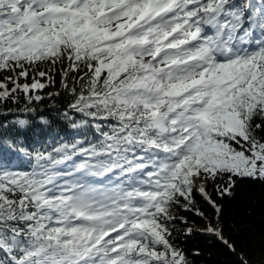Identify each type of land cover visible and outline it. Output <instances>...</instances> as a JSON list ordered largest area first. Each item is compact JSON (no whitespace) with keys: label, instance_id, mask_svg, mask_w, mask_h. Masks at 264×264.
<instances>
[{"label":"snow or ice","instance_id":"6c2138e0","mask_svg":"<svg viewBox=\"0 0 264 264\" xmlns=\"http://www.w3.org/2000/svg\"><path fill=\"white\" fill-rule=\"evenodd\" d=\"M54 97L67 139L0 120V264H192L177 210L237 254L222 201L264 184V0H0V117Z\"/></svg>","mask_w":264,"mask_h":264},{"label":"trees","instance_id":"16d2710c","mask_svg":"<svg viewBox=\"0 0 264 264\" xmlns=\"http://www.w3.org/2000/svg\"><path fill=\"white\" fill-rule=\"evenodd\" d=\"M65 106L64 97H54L34 105L36 111L31 114L13 106L14 114L7 119L0 117V120L8 128L17 119L27 120L28 126L21 130L19 136L25 144L39 139L50 140L55 133H60L67 139L73 130L70 122L63 116ZM20 108H23V101ZM43 121L48 123L44 124ZM16 163L23 167L26 162L17 160ZM222 203L225 211V236L236 242L237 254L229 253L215 236L204 231L207 221L195 212L183 210H177V215L187 220V226L177 219V231L173 233L176 244L184 250L192 264H236L241 252L246 258H250L249 264H264V184L247 179L238 180L234 198L225 199ZM197 205L206 215H212V209L199 197ZM232 225H235V229ZM189 227L192 229L190 234Z\"/></svg>","mask_w":264,"mask_h":264}]
</instances>
